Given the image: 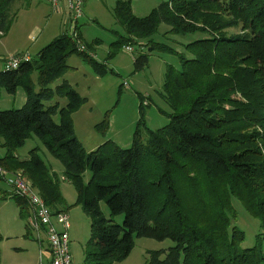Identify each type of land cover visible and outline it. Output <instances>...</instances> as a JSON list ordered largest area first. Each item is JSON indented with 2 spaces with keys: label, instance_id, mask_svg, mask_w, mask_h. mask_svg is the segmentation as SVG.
Instances as JSON below:
<instances>
[{
  "label": "trees",
  "instance_id": "1",
  "mask_svg": "<svg viewBox=\"0 0 264 264\" xmlns=\"http://www.w3.org/2000/svg\"><path fill=\"white\" fill-rule=\"evenodd\" d=\"M15 1L0 0V38L13 24ZM130 2L119 0L112 9L124 40L143 41L139 47L178 59L177 67L165 66L160 93L168 124L149 130L141 103L130 147L107 140L94 151L84 150L74 136L72 116L85 99L64 81L73 69L66 61L79 55L94 73L106 70L89 56L92 47L75 35L76 22L27 63L0 71V94L14 95L17 87L25 92L22 108L0 112V168L29 182L55 216L65 214L57 178L37 148L25 159L15 152L34 135L63 165V178L76 191L74 203L89 219L83 264L124 261L133 238L173 244L148 252L145 264H264V0H166L140 19ZM160 25L169 28L166 34L200 38L176 52L153 42ZM148 56L133 58L134 71L148 65ZM107 115L94 125L102 138L109 129ZM0 182H5L1 176ZM8 196L19 216L27 212L29 219L26 200L12 190L1 198ZM233 199L258 222L251 248L241 247L245 234L236 226Z\"/></svg>",
  "mask_w": 264,
  "mask_h": 264
},
{
  "label": "rangeland",
  "instance_id": "2",
  "mask_svg": "<svg viewBox=\"0 0 264 264\" xmlns=\"http://www.w3.org/2000/svg\"><path fill=\"white\" fill-rule=\"evenodd\" d=\"M117 1L119 0H85L82 6V16L77 21L75 35H80L82 45L92 47L89 55L93 56L91 58L94 61L105 64L104 74L94 73L90 64L79 55H72L66 61V64L74 67L67 72L66 80L69 79V82L76 86L79 95L85 99L76 117L79 120L76 121L75 127L77 136L83 140V148L86 149L94 144L96 136L92 135L91 126L85 125V122L90 121V125L94 126L105 118L106 113H108L109 123L107 138L116 142L121 148H128L131 145L135 123L139 119L138 106L141 103L143 120L149 130L156 131L168 124L166 116L160 112H169L165 102L160 98V93L163 89L165 66L177 67L178 59L175 55L164 53L157 48L150 52L146 46L139 47L141 43H144L143 41L138 42L139 44L126 42L124 40L127 37L125 31L115 23L113 17L112 9ZM165 1L131 0L130 6L133 15L140 19ZM65 10L54 13L44 0L15 1L12 13L16 16L9 32L0 38V56L5 55L3 53L6 46L28 48V52L34 56V43L41 44L40 46L43 47L51 43L55 37L65 33L69 34L70 19L66 7ZM168 29L167 26L160 25L152 40L159 46L170 47L176 52L182 51L184 45L191 43L192 40L200 38L199 34L188 36L166 34ZM231 32L237 33L238 31L231 30ZM95 40L99 42L94 43ZM116 43L121 47L115 46ZM128 45L133 50L129 54L122 49ZM20 53L15 52L11 57ZM142 54H149L148 65L136 72L132 60ZM31 78L34 82L36 81L35 75ZM123 82L128 85V88L122 87L119 90L118 85ZM24 103L25 92L21 87L16 88L14 95L6 92L0 94V112L17 110L22 108ZM85 118L86 121H84ZM35 148L44 166H47L58 180L59 191H61L65 205V214L68 216L67 234L72 264H83V250L90 236L89 219L87 215H84L81 207L74 203L76 191L64 180L63 165L47 153L42 141L32 135L25 141L24 146L15 152V155L25 159ZM3 154L4 149L1 147L0 140V158L4 156ZM83 177L84 182L87 183L90 179L88 170L85 171ZM27 183L30 185L29 182ZM30 187L33 192H36L31 185ZM10 191L11 188L5 182H0V264H45L43 254L46 252L43 249L45 250L47 245L43 235L37 238L36 233L25 228L28 221L27 212L20 217L19 207L13 198L9 196L1 198L2 194H8ZM231 204L236 213V226L245 234L241 247L251 248L258 231V222L249 216L238 201L233 199ZM101 210L105 218H108L109 214L103 204ZM115 221L118 224L121 223L120 218H116ZM133 239L134 246L129 256L124 261L114 264H145L148 252L163 251L173 246L169 240L159 242L146 238Z\"/></svg>",
  "mask_w": 264,
  "mask_h": 264
},
{
  "label": "built area",
  "instance_id": "3",
  "mask_svg": "<svg viewBox=\"0 0 264 264\" xmlns=\"http://www.w3.org/2000/svg\"><path fill=\"white\" fill-rule=\"evenodd\" d=\"M47 6L55 13L65 6L70 19V32L73 30V25L82 16V6L85 0H44ZM76 25V24H75ZM81 51L83 48H80ZM124 52L129 54L133 50L130 47H123ZM90 56V55H89ZM90 57H93L92 55ZM30 60V55L27 53L16 54L15 56L5 58L2 62V71H14L20 63H27ZM122 87L128 88V85L123 82ZM0 176L3 177L7 186L11 188L13 193L19 197H23L30 206L31 214L29 216L27 227L28 230L36 233L37 238L43 235L47 249L51 255L50 264H72L69 254V237L68 217L63 214L55 216L50 215V212L30 185L21 178V176L6 172L0 168Z\"/></svg>",
  "mask_w": 264,
  "mask_h": 264
},
{
  "label": "crops",
  "instance_id": "4",
  "mask_svg": "<svg viewBox=\"0 0 264 264\" xmlns=\"http://www.w3.org/2000/svg\"><path fill=\"white\" fill-rule=\"evenodd\" d=\"M65 10V6H63L61 9H60V11L61 10ZM52 11V10H51ZM60 11H59V13H60ZM66 11V10H65ZM53 12V11H52ZM55 13V12H54ZM69 16V15H68ZM41 45V44H40ZM39 44H35L34 43V47H35V50L33 51L34 53V56H36L38 53H39V51H40V49L42 48V46H40ZM44 47V46H43ZM6 50L4 51V53L3 54H5V55H2V56H0V63H1V66H2V61H3V59H5V58H8V57H11V55H14L15 54V52H18V53H20V52H27V54H29L31 57H33L32 55H31V52L29 53L28 52V48L26 49V48H21V46H15L14 48H11V47H7L6 46V48H5ZM73 69H74V67H73ZM1 70H2V67H1ZM0 70V71H1ZM67 75V74H66ZM65 75V76H66ZM64 76V77H65ZM64 81H66V83H68L70 86H72L74 89H76V86H74V85H72L70 82H69V79H67L66 80V77H65V80ZM76 91H77V89H76ZM77 93H78V91H77ZM78 95H79V93H78ZM80 96V95H79ZM81 97V96H80ZM78 112L79 111H77L76 113H74V115L72 116V127H73V130H74V136H75V138L76 139H78V141L83 145V147H84V143H83V140H81V139H79L78 138V136H77V128L75 127V123H76V121L77 120H79L78 118H76L77 116H78ZM84 120V119H83ZM84 121H86V118H85V120ZM91 124V122L90 121H86L85 122V125H87V126H91L90 128H91V133H92V135H94V136H96V138H95V142H94V144L93 145H90V147H88L89 149H86V148H84L85 149V151H92V150H94L96 147H98V146H100L102 143H104V140H111V139H109V138H107V134H108V132H109V130L107 131V134L105 135V138H102V137H100V135L98 134V133H96V131L94 130V126L93 125H90ZM97 124V123H96ZM95 125V124H94ZM88 138V137H87ZM114 142V141H113ZM115 144H116V142H114ZM117 145V144H116ZM127 145H128V141H127ZM118 146V145H117ZM119 147V146H118ZM121 147V146H120ZM43 251L44 252H46L45 254H43L44 255V257H43V259L45 260V264H50V260H51V255L49 254V251H48V249H47V246H46V248H45V250L43 249ZM48 256V257H47Z\"/></svg>",
  "mask_w": 264,
  "mask_h": 264
}]
</instances>
